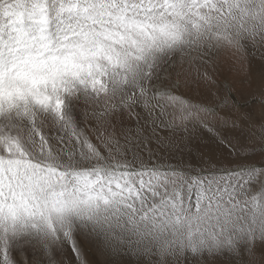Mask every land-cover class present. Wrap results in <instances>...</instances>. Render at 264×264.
Masks as SVG:
<instances>
[{
	"label": "snow or ice",
	"instance_id": "1",
	"mask_svg": "<svg viewBox=\"0 0 264 264\" xmlns=\"http://www.w3.org/2000/svg\"><path fill=\"white\" fill-rule=\"evenodd\" d=\"M0 264H264V0H0Z\"/></svg>",
	"mask_w": 264,
	"mask_h": 264
},
{
	"label": "rangeland",
	"instance_id": "2",
	"mask_svg": "<svg viewBox=\"0 0 264 264\" xmlns=\"http://www.w3.org/2000/svg\"><path fill=\"white\" fill-rule=\"evenodd\" d=\"M244 67L240 65L233 66L227 53H220L219 66H210V73H215L214 78L219 84L223 92L230 93V98L235 101L238 105H242L243 99L250 93L255 92L257 84L255 83L256 77L258 76V65H253L252 70V83L244 76ZM175 83V78L173 79ZM183 92V88H181ZM134 128V125H129ZM257 136L260 132L256 133ZM192 143L203 150L219 151L217 149L215 140L212 135L202 128L193 130Z\"/></svg>",
	"mask_w": 264,
	"mask_h": 264
}]
</instances>
